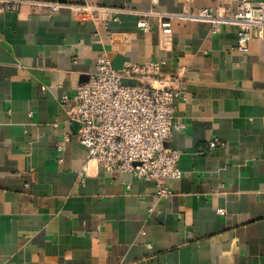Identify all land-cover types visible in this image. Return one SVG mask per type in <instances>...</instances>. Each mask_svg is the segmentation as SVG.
I'll return each instance as SVG.
<instances>
[{"label": "crops", "instance_id": "crops-1", "mask_svg": "<svg viewBox=\"0 0 264 264\" xmlns=\"http://www.w3.org/2000/svg\"><path fill=\"white\" fill-rule=\"evenodd\" d=\"M59 1L101 10L8 11L0 0V264H264V27L239 51L236 26L176 19L163 44L157 19L145 32L138 12L215 0ZM103 54L183 77L184 127L164 141L180 153L170 198L152 180L82 170L62 97Z\"/></svg>", "mask_w": 264, "mask_h": 264}, {"label": "built area", "instance_id": "built-area-1", "mask_svg": "<svg viewBox=\"0 0 264 264\" xmlns=\"http://www.w3.org/2000/svg\"><path fill=\"white\" fill-rule=\"evenodd\" d=\"M2 10L16 11L22 6L45 9L55 14L62 8L93 16L100 7L87 4L71 5L59 0H1ZM114 10V9H113ZM125 10H114L120 14ZM137 26L150 31L147 18L157 19V30L163 44L172 41L174 20L206 22L213 33L223 25L238 28L237 48L245 51L252 30L264 27V2L249 0H215L213 7L182 13L158 11L138 12ZM117 20V17H114ZM185 100L182 76H167L160 63L125 64L121 70L112 67L103 54L95 63L89 79L75 89L72 97H62L70 121L79 125L77 140L86 150L83 172L91 164L104 172L127 173L136 179L152 180L157 199L173 195L168 181L182 176L178 168L179 151L164 146L174 128L184 125L175 121L176 103ZM68 140V138L66 139ZM217 141L209 144L210 148Z\"/></svg>", "mask_w": 264, "mask_h": 264}, {"label": "water", "instance_id": "water-1", "mask_svg": "<svg viewBox=\"0 0 264 264\" xmlns=\"http://www.w3.org/2000/svg\"><path fill=\"white\" fill-rule=\"evenodd\" d=\"M126 62V59H122L120 57H117L115 58L113 61H112V67L115 69V70H121L122 67H123V63Z\"/></svg>", "mask_w": 264, "mask_h": 264}]
</instances>
